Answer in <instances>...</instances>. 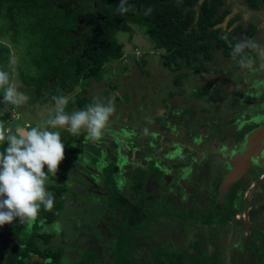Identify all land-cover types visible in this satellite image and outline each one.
Masks as SVG:
<instances>
[{
    "label": "rangeland",
    "instance_id": "374dc122",
    "mask_svg": "<svg viewBox=\"0 0 264 264\" xmlns=\"http://www.w3.org/2000/svg\"><path fill=\"white\" fill-rule=\"evenodd\" d=\"M230 5L232 12L229 17L236 12L240 14L238 22L243 25L239 31L242 38L245 36L247 23L251 21L257 27L255 41L264 48V12H249L242 1L231 0ZM17 22L22 24L19 20ZM2 24L4 23L0 21V26L4 27ZM132 28V33L118 32L116 34L117 41L123 50V56L107 62L102 68V79L99 82L91 80V84L86 85V91L83 92V95L89 98L91 103L96 101L107 103L110 98L114 97L115 99V112L110 117L98 144H103L100 166L115 162L112 168L117 170L114 174L119 176L115 181L118 182L117 188L124 190L129 199L133 198L134 192L131 186L137 182L138 175L136 173L139 172V170L135 172V169L141 164L144 165L143 163L150 158L156 159L160 167L163 162L169 164L172 159L176 160L175 164L180 165L176 173L173 172L174 169H169V165L162 166L163 175L160 179L157 177V183L146 180L144 193L149 194L146 201L148 209L151 210L153 207L156 210H163V204L167 203H170L169 210H180L181 203H177V201L175 203V200L167 194V191H172L174 195H182L183 191L177 190L179 181L186 188L184 196L187 199L194 194L193 190H189L195 188L197 182L200 183L198 188L202 186L205 189L208 186L210 190L208 195L213 196L218 184L219 170L221 171L222 168L227 172L231 170L227 174L228 176L238 168L237 171L232 172L234 176L231 177L230 182L225 183L226 177L221 182L222 188L218 197L220 200L232 185L231 183L241 180L244 174L248 173L255 178V182L250 184L242 195L239 192L236 197L237 200L239 194L241 195L240 206L242 209L236 215V219L241 220L240 223L235 225L231 222L228 226L212 232L211 235L206 228L200 226L199 222L196 225H187L176 214L169 215L170 213L164 211L159 218L151 219V227H148L146 231L148 236H151L150 238L145 235L141 237L128 235L132 260L141 264L148 261L154 263L151 252L157 243H161L165 248L172 247L179 251L199 239L204 250L211 252L218 249L225 264H230L233 259L238 264H254L255 260L258 261V256H256L258 252L253 254L252 250L250 252L244 250L246 248L243 236L252 235L253 229L257 235H261L260 225L264 224V218L262 219L264 206L261 207L258 202L253 204L252 198L258 186L261 183L264 184V126H262L264 123V101L260 100L261 94H264V67H262L264 58L254 51L249 54V57L254 61L251 68H241L229 75L219 71L225 68L226 63L220 55V51H216L217 56L209 63L214 71L206 76L201 75L197 79H187L184 88L175 87L172 84L174 73L161 66L162 49L154 47L152 39L145 33L144 28L137 25H132ZM26 35L28 34L23 33V29L16 35L10 30L0 32V44L10 50L0 59L8 62L6 66H3V70L9 72L11 81L21 85L20 90L26 95L32 96L31 92L26 91L20 77V72H33L28 63L27 50L29 47L27 43L29 41ZM16 36L18 42H13L14 38L17 39ZM12 56L17 58L16 64L9 63ZM125 60L127 62L122 65ZM202 83L205 87L209 83L213 84V88L207 87L210 94L205 97L216 98L218 96L219 104H216L217 111L212 110L214 121L204 128H198L196 125L198 122L200 123V119L196 120L195 117L200 114L202 100L195 97L194 101L191 99L187 101V98L194 94L198 84ZM79 89L80 87L76 86L64 96L71 98L74 92ZM1 92L3 89H0V94ZM48 94H46L47 99L42 97L43 101H38L35 96H32V101L28 100L23 106H12L9 118L1 115L6 110L0 106V123L13 131L17 127L43 125L44 121L53 114L55 107L54 100ZM177 96H180V100L174 107L176 114L186 113L185 108L188 106H192L194 112L193 117L196 121H194V127L190 129L192 132L188 137L183 133H175L176 128H170L169 121L166 123L167 129H162L164 127L161 126L163 121L160 118L166 121L172 111L169 97ZM206 104L208 106V102ZM209 107L211 109L212 105ZM191 122H189V126ZM204 123L206 124V122L202 124ZM252 125L254 126L251 127ZM50 130L59 131L62 141H66L69 134L66 128ZM242 133L244 136L241 135ZM217 139L221 140L222 147H217L219 146ZM234 139H237V143L233 145L234 149L239 150L235 153L233 146L226 148L227 144H233ZM112 140L115 141L114 144L111 143ZM153 148L155 149L154 154L152 153ZM170 148H175V150L164 152ZM109 154H112V157H109ZM46 168L47 166L44 171ZM144 170L147 172L152 169L144 167ZM97 178L99 180V177ZM133 178L136 179L135 182H133ZM66 180L70 181L69 178ZM65 185L67 192L74 191L78 195L73 198L69 195L70 193H65L71 206L66 207V211L61 213L62 221L56 219L54 225H44L45 229L60 234V237H57L60 242L66 245L69 243L71 246L72 253L67 252L63 263L66 264L71 262V259L80 257L84 248L81 247L80 251L79 242L82 241V231L87 229L93 235L92 241L85 244L93 246L96 252V259L90 264H116L114 262L116 257L111 251L115 243L112 228L118 224L117 216L119 214L116 212V207L106 204V195L77 190L69 183ZM174 188H177L178 192ZM47 189L51 192V188L47 187ZM200 198L198 196V200L193 201L191 205L200 203ZM207 199H209L208 196ZM212 199L209 200L212 201ZM183 206L186 209L185 205ZM58 215L60 216V212ZM41 219L38 217L37 222H40ZM100 221H103L102 226L105 224L107 227L106 234L93 225ZM254 223L256 225H253ZM26 229L29 230L26 232L30 234L36 231L35 226ZM241 232L244 235H241ZM263 262L261 261L259 264H263Z\"/></svg>",
    "mask_w": 264,
    "mask_h": 264
},
{
    "label": "trees",
    "instance_id": "16d2710c",
    "mask_svg": "<svg viewBox=\"0 0 264 264\" xmlns=\"http://www.w3.org/2000/svg\"><path fill=\"white\" fill-rule=\"evenodd\" d=\"M127 2L132 5V8L126 14L121 15L118 12L120 0H0V4L3 5L0 16L8 27L6 31L10 30L16 35L23 29V33L28 34L26 35L29 41L27 43L29 47L27 50L28 63L34 68V71L32 73L20 72L23 83L28 85L31 80L35 91H38V98L40 97L39 89L49 90L52 87L55 89L60 84V91L54 90L52 95L64 96L79 84L82 90L69 98L66 111L71 113L73 105L84 109L91 104L89 98L83 95V92L86 91L84 85L91 84V80L99 82L102 79L104 65L123 56V50L117 41L116 34L118 32L132 33V25L144 28L145 33L152 39L154 47L162 49L161 66L174 73L172 84L175 87L184 88L187 79H197L201 75H207L214 71L209 63L217 56L216 51H220V55L226 63L225 68L220 69V72L230 75L241 69L237 63L238 58L233 59L232 49L229 45H235L242 41L238 31L243 28V25L238 24L232 27L233 22L237 19L234 17L229 19L225 28L218 26L231 12L230 6L226 5V0H203L200 4L199 0H127ZM243 3L253 11L264 9V0H243ZM10 7L12 8L9 9ZM196 7L199 9V15L194 22L197 13ZM148 8H151L152 11L150 14H145V10ZM18 20L23 25L18 24ZM256 31V26L252 22L248 23L244 39L255 40ZM224 36H227L228 39H222ZM15 41L18 42V37L14 38L13 42ZM245 51L248 56L254 52L252 50ZM7 52L5 47H0V54L3 55ZM143 63H145L144 60ZM55 75H57V79L53 80L52 84L48 83L47 80ZM207 87L213 88V84L209 83L206 87L203 83L198 84L197 90L193 94L202 100L200 114L195 117L196 120L200 119V123L198 122L196 125L198 128H204L214 121L212 109H209L210 105L213 110H218L216 106L219 104L218 96L216 98L205 97L210 94ZM260 98L264 101V94H261ZM179 100L180 96L173 98L172 112ZM210 100L212 102H209ZM2 105L5 107L3 102ZM10 108L11 106L7 108V117L10 116ZM185 110L186 113L181 112L176 114V117L169 114L166 121L160 118L163 121L161 126L164 128L162 129H167L166 123L169 121L170 128L175 129L176 127V133H183L188 137L190 132L187 127L190 113L193 110L191 107H187ZM196 120H192L193 127ZM203 122L206 124H202ZM241 135L244 136V133ZM166 140L169 139L166 138ZM234 142H237V139H234ZM173 150L175 148L166 149L164 152ZM154 151L153 148V154ZM156 161V159L150 158L143 163L144 165L141 164L143 167L141 170L138 168L135 170V172L139 170L136 173L138 180L135 182L136 179L133 178L135 183L131 188L134 195L131 199L126 197L124 190L117 188L118 182H115L117 177L111 173L117 170L112 168V164L103 167L102 184L107 192L106 204L110 207L118 206L122 215V231L119 234L114 233L115 243L111 248L116 257L114 260L116 264H141L134 262L131 258L128 235L136 237L145 235L150 238L151 236H148L146 231L148 227H151V219L159 218L164 211L170 213L169 215L176 214L187 225H196L199 222L200 226L206 228L211 235L212 232L228 226L231 222L237 225L241 221L236 219V215L242 209L240 206L241 195L255 180L253 175L246 173L241 180L233 182L234 184L231 183L232 186L220 200H218L221 192L220 185L228 174L227 172L226 175L224 174L225 176L219 175L217 178L218 184L213 196L208 195L210 191L208 186L205 189L202 186L198 188L200 183L197 182L195 188L188 189L189 191L193 190L194 194L187 199L184 196L186 188L179 179L178 189L174 188V190H182V195H174L172 191H167V194L175 200V203L176 201L181 203V205L177 204L180 205V210H169L170 203L163 204V210H156L155 207L151 210L148 209L146 201L149 194L144 193L146 180L157 183V177L160 179L163 175L161 168L164 165H169V169H174V173L180 166L178 163L175 164V159L170 160L169 164L163 162L161 167ZM144 167H151L152 170L146 172ZM51 178L52 175L49 174V180ZM66 178L65 174L62 177L60 175V186L53 183L46 184V187L53 190L51 193L55 197L53 209L51 211L41 209L39 214V217L44 218L47 223H52L56 219L62 221L61 213L66 211V207L71 206L65 193H70L69 195L73 198L76 196L74 191L67 192L65 184L69 182ZM239 192L241 195L239 194L236 200ZM198 196L201 197L200 203L191 205ZM207 196L209 199L213 198L212 201L207 199ZM252 198L253 204L258 202L261 207L264 206L263 183L258 186ZM262 214L263 219L264 211ZM37 223L36 231L33 234L26 232L28 226L26 227V224H22L18 220L13 221L4 232L1 230H4L6 225L0 226V235L2 236L0 264H65L63 259H65L67 249L72 253L69 243L68 245L60 243V246L57 247L52 246L54 234L39 231ZM260 227L261 235H257L253 229L252 235L243 236L246 248L244 250L249 252L252 250L253 254L258 252L256 255L258 261L255 260L254 264L264 261V224ZM241 233L244 235L243 232ZM92 235L87 229L82 231L79 249L81 251V247H83L84 251L81 252L80 257L73 258L66 264H90L96 259L94 247L85 244L92 241ZM42 243H44V248L39 246V244L43 245ZM151 253L154 263L148 261L145 264H225L218 249L211 252L204 250L199 239L179 251L172 247L165 248L161 243H157ZM34 255L39 256L41 261L32 260ZM230 264L238 263L233 259Z\"/></svg>",
    "mask_w": 264,
    "mask_h": 264
},
{
    "label": "clouds",
    "instance_id": "9594fccd",
    "mask_svg": "<svg viewBox=\"0 0 264 264\" xmlns=\"http://www.w3.org/2000/svg\"><path fill=\"white\" fill-rule=\"evenodd\" d=\"M132 5L127 0H120L118 12L126 14ZM151 8L145 10L150 14ZM227 40V36L222 37ZM232 49L233 59L241 68H251L254 61L245 50L256 51L264 58V48L255 40L244 39ZM10 64H16L12 56ZM264 67V65H262ZM21 85L13 83L8 71L0 69V89H3L2 100L5 110L8 106L21 107L29 96L20 90ZM54 112L43 125L17 127L14 131L0 123V226L19 221L31 228L37 223L41 209L51 211L54 207V194L46 184L49 174L56 177L59 164L65 158V143L59 131L50 129L66 128L73 135L87 133L88 138L99 141L115 112V99L107 103L96 101L84 109L66 111L69 98L53 96ZM47 166V171H44ZM43 223V221H40Z\"/></svg>",
    "mask_w": 264,
    "mask_h": 264
},
{
    "label": "flooded vegetation",
    "instance_id": "af4514ba",
    "mask_svg": "<svg viewBox=\"0 0 264 264\" xmlns=\"http://www.w3.org/2000/svg\"><path fill=\"white\" fill-rule=\"evenodd\" d=\"M3 7V5H1L0 4V12H1V8ZM13 7V6H12ZM12 7H10L9 9H11ZM246 7V6H245ZM9 9H7V10H9ZM253 12H264V9H261V10H258V11H253ZM0 21H1V23H4V19L0 16ZM4 27H1V31L0 32H5L6 30H7V26L5 25V24H2ZM256 29H257V27H256ZM241 30V29H240ZM239 30V31H240ZM240 34V33H239ZM246 34V33H245ZM240 36H241V38L243 37L241 34H240ZM244 38H245V36H244ZM244 38H242V40H244ZM0 47H5L7 50H8V52L6 53V54H0V57L2 58V56H5V55H7L8 53H9V49H8V47H6L5 45H3L2 46V44H0ZM8 64V62L6 61V60H3V59H0V69H3V66L5 65H7ZM32 71H34V68L32 67ZM103 75V74H102ZM204 76H206V75H204ZM103 77V76H102ZM57 79V75H55V76H53L52 78H50V79H48L47 80V82L48 83H50V84H52V82H53V80H56ZM21 80H22V78H21ZM23 81V80H22ZM60 83V82H59ZM24 84V83H23ZM77 86H79L80 87V89H79V91H77V92H74V94L73 95H75V94H77V93H80V91L82 90V87H81V85H77ZM174 86V85H173ZM24 87H25V89H26V91L28 92H31L32 93V96H35V98L38 100V101H43L44 100V98H42V97H45L46 99L48 98L47 97V95L46 94H48L49 96H50V98L52 99V97H53V91L54 90H58V91H60V84L57 86V88H55V89H53V87L51 88V89H49V90H47V89H44V88H42V89H39L40 91H39V94H40V97L38 98V96H37V92L35 91V86L32 84V81L31 80H29V83H28V85H26V84H24ZM86 87V85H84V88ZM28 92V93H29ZM224 93H225V91H224ZM1 94H3V92H1ZM1 94H0V97H1V99H0V106H1V108H4L5 109V107L2 105V102H3V100H2V96H1ZM72 95V96H73ZM29 96H30V94H29ZM32 96H30L29 97V101H32ZM42 98V99H41ZM194 98H195V96L193 95V94H191V95H189L188 96V98H187V101L189 100V99H191V101H194ZM169 101L172 103L173 102V98L172 97H169ZM190 101V102H191ZM164 102H166V101H164ZM198 103V102H197ZM164 104V103H163ZM188 107H191V109H192V106H188ZM11 108H12V106H11ZM10 108V109H11ZM72 109L73 110H79L80 108L79 107H77L76 105H73L72 106ZM210 109V108H209ZM212 110H213V108H211ZM7 111V110H6ZM215 111V110H214ZM11 112V111H10ZM212 113H213V111H212ZM172 116H174V117H176L177 115H176V112L175 111H171V113H170ZM191 115H192V117H191V115H190V119H189V122H191L193 119H194V117H193V114H194V112H191L190 113ZM2 116H5L6 118H9V117H7L6 116V112L3 114H1ZM162 116V115H161ZM169 116V115H168ZM168 118V117H167ZM189 122H188V124H189ZM159 126V125H158ZM262 126H264V123H263V125ZM193 127V122H191L190 123V126L188 125V127H187V129L189 130V132L191 133L192 131L190 130L191 128ZM176 128V127H175ZM176 133V132H175ZM159 134V133H158ZM202 133H200V135H201ZM103 136V135H102ZM114 142L115 141H113L112 140V144H114ZM217 142L219 143V146H217V147H222V145H221V142H219L218 140H217ZM65 143V158H64V160L59 164V167H58V172H57V176L55 177V176H52V178H51V180H53L54 182H52L51 180H49L48 181V183H53V184H55V185H57V186H60V184H61V182H60V175H61V177L65 174V176L67 177V178H69L70 179V181H69V185H71V186H74L75 187V189H80L81 191H85V192H87V193H90V192H92L93 194H98V195H107V192L105 191V189H104V187H103V177H104V174L102 173V170H103V167H105V165H103V166H100V164H99V161H100V156H101V154H102V143H100V144H98V141H93V140H90L89 138H88V135H87V133H82L81 135H77V136H73V135H71L70 133L67 135V138H66V141L64 142ZM234 143H237V142H233V144L232 145H229V144H227L226 145V148H228V147H232L233 145H234ZM203 144V143H202ZM1 148H0V150H2V147L3 146H0ZM104 147V146H103ZM73 152H75V153H73ZM233 152L235 153V152H239V150L236 148V149H234V146H233ZM109 157H112V154H109ZM94 160H96V161H94ZM85 164V165H84ZM115 165V162H113L112 163V165ZM96 166H98V168H96ZM141 167V166H140ZM138 167V169L139 170H141V168H143V167ZM137 169V168H136ZM135 169V170H136ZM221 169V168H220ZM47 171V168L45 169V172ZM231 171V170H230ZM230 171H225V170H223V168H222V170L220 171L219 170V174L218 175H226L227 173H229ZM116 172V171H115ZM227 172V173H226ZM111 173H114L113 171L111 172ZM73 174V175H72ZM224 175V176H225ZM115 176L117 177V178H119V176H118V174H115ZM97 177H99V180H98V178ZM224 180V179H223ZM236 181H234V183H235ZM253 182H255V180L253 181ZM252 182V183H253ZM47 183V184H48ZM251 183V184H252ZM233 184V183H232ZM232 185H230V187H231ZM229 187V188H230ZM49 188V187H48ZM222 188V187H221ZM51 192H53V190L51 189ZM78 194L76 193V196H77ZM75 196V197H76ZM131 199V198H130ZM114 207H116V212L119 214L118 216H117V218H118V224H116V225H114V227L112 228V234L114 235V233H117V234H119L121 231H122V229H121V221H122V219H121V217H122V215H121V209L118 207V206H114ZM120 212V213H119ZM42 221H43V223H41V222H38L37 223V226L39 227V231H44V232H50V233H53L54 235H53V240H52V242H51V245L52 246H54V247H57V246H60V243H63V242H60L58 239L59 238H57V237H60V234H58V233H55V232H53V231H50V230H47V229H45L44 228V225L46 224V225H49V224H52V225H54V223H55V221L54 222H52V223H47V222H45V220H44V218H42L41 219ZM102 223H103V221H100V223H95V224H93L94 225V227H98L99 229H101L100 231L101 232H103V233H107L108 232V230H107V227L105 226V224H104V226H105V229H104V226H102ZM6 225V228L4 229V230H1L2 232H4L8 227H9V225L10 224H5ZM33 226H36V224H34ZM41 226V227H40ZM58 230V228L56 229V231ZM106 230V231H105ZM115 230V231H114ZM1 238H2V236L0 235V240H1ZM43 245H41V244H39V246H41V247H43L44 248V243H42ZM45 246H46V244H45ZM69 251V249H67V251H66V253ZM32 260H35V261H41V258L39 257V256H37V255H34L33 257H32Z\"/></svg>",
    "mask_w": 264,
    "mask_h": 264
},
{
    "label": "crops",
    "instance_id": "0c3cea01",
    "mask_svg": "<svg viewBox=\"0 0 264 264\" xmlns=\"http://www.w3.org/2000/svg\"><path fill=\"white\" fill-rule=\"evenodd\" d=\"M230 1L231 0H226V5H228V6H230V9H231V12H232V8H231V5H230ZM234 1H242V3H243V0H234ZM243 5H245L244 3H243ZM246 6V5H245ZM246 9H247V11H249V12H253V10H250V9H248L247 7H246ZM231 12H230V14H231ZM229 14V15H230ZM229 15L227 16V18H228V20L227 21H229V19H232V18H234V17H237V19L233 22V24H232V27H234V26H236V25H238V24H242V23H239L238 22V20L240 19V14L238 13V12H236L234 15H232V16H230L229 17ZM238 22V23H237ZM251 21H249L248 23H250ZM248 23H247V25H248ZM238 33H239V31H238Z\"/></svg>",
    "mask_w": 264,
    "mask_h": 264
},
{
    "label": "water",
    "instance_id": "95a60500",
    "mask_svg": "<svg viewBox=\"0 0 264 264\" xmlns=\"http://www.w3.org/2000/svg\"><path fill=\"white\" fill-rule=\"evenodd\" d=\"M203 0H199V4L202 2ZM196 10H197V13H196V18H195V21L194 22H196V20H197V17H198V15H199V9H198V7H196ZM226 24H227V20L225 19L224 21H223V23L222 24H220V25H218V26H222L223 28H225V26H226ZM254 148H255V146H254ZM237 170H238V168H236ZM233 170V171H237V170ZM232 171V172H233ZM230 173L228 176L226 175V179H225V183H228V182H230L231 180H232V176H234V173Z\"/></svg>",
    "mask_w": 264,
    "mask_h": 264
},
{
    "label": "built area",
    "instance_id": "2783aa9c",
    "mask_svg": "<svg viewBox=\"0 0 264 264\" xmlns=\"http://www.w3.org/2000/svg\"><path fill=\"white\" fill-rule=\"evenodd\" d=\"M125 62H127V61H126V60H125V61H123V62H122V65H124V64H125Z\"/></svg>",
    "mask_w": 264,
    "mask_h": 264
}]
</instances>
